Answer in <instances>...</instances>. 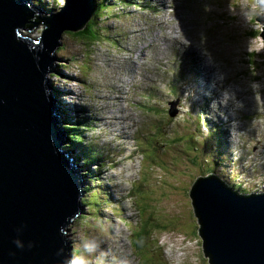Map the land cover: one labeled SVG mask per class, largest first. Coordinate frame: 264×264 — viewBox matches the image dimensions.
<instances>
[{
  "label": "rangeland",
  "instance_id": "374dc122",
  "mask_svg": "<svg viewBox=\"0 0 264 264\" xmlns=\"http://www.w3.org/2000/svg\"><path fill=\"white\" fill-rule=\"evenodd\" d=\"M31 1L57 13L67 0ZM96 1L109 7L99 19L100 42L63 33L48 74L59 90L60 126L75 118L89 142H65L85 190L66 231L71 251H81L72 260L211 264L190 196L194 182L216 168L232 187L264 192V47L253 46L264 39L251 36L264 6ZM45 29L21 31L35 40ZM89 150L101 161L83 164ZM148 228L136 250L133 240Z\"/></svg>",
  "mask_w": 264,
  "mask_h": 264
},
{
  "label": "water",
  "instance_id": "95a60500",
  "mask_svg": "<svg viewBox=\"0 0 264 264\" xmlns=\"http://www.w3.org/2000/svg\"><path fill=\"white\" fill-rule=\"evenodd\" d=\"M95 9L96 0H67L57 13L0 0V264H73L66 231L84 183L48 74L63 33L81 30ZM257 20L264 25V14ZM40 23L37 40L22 34ZM190 196L211 264H264V193H240L212 174Z\"/></svg>",
  "mask_w": 264,
  "mask_h": 264
},
{
  "label": "trees",
  "instance_id": "16d2710c",
  "mask_svg": "<svg viewBox=\"0 0 264 264\" xmlns=\"http://www.w3.org/2000/svg\"><path fill=\"white\" fill-rule=\"evenodd\" d=\"M129 1V0H128ZM131 1V0H130ZM123 2H126L127 3V0H124ZM109 7H107V5L105 4V2H97L96 1V11L94 12V16L89 20V22L84 26V28H82L81 30H78V31H69V30H66L64 32V34L66 35H73L75 37H78V38H81V40L83 41H93V42H96L99 43L100 41V37H101V32L104 31V29L102 28V25H101V22L99 21V19L101 18V12L102 11H107ZM35 17H37L35 15ZM261 32H262V27L261 29L259 30H254L251 32V36L253 37H257V36H260L261 35ZM104 37V36H103ZM105 38V37H104ZM252 58L254 59V56H255V53H252ZM52 76H55V77H58V75L55 73L53 74ZM83 121V120H82ZM81 121V122H82ZM69 122H75V123H69L68 125L65 126L66 130L68 131L69 133V137L71 139V141L75 144H87L88 145V140H86L84 138V134H83V130H87V127L86 125L82 126V127H79V122L75 119V118H71V121L69 120ZM76 125V126H74ZM74 126V127H73ZM86 140V141H85ZM221 154L222 156L224 155V152L223 150H221ZM87 155H90V158L89 157H85ZM94 155L90 150L89 152H87L86 154L85 153H81V161L83 162V164H85L86 166H90L88 164V161L89 160H96L95 162H99L101 161L100 159H102V157H98ZM210 161L213 162V164H216V162L218 161H215L214 159V156H217L216 155V151H214V153L210 154ZM213 156V157H212ZM224 162V161H223ZM212 170H210V175L214 174V170L213 169H216V168H211ZM226 182V181H225ZM229 187H231L233 190L235 191H238L240 192L239 189L235 188V187H232L228 182L226 183ZM241 193V192H240ZM151 228H148V231H145V233H140L139 235H141V238L138 239L137 242L134 241V243L136 244V246L133 244V247L136 248H139L143 242H142V239H143V236L145 235L146 239L148 240L150 235L148 232H150ZM134 232V235L133 237H136V232ZM199 234V232H198ZM134 239V238H133ZM144 245V244H143ZM137 250V249H136ZM81 251L79 249H74L73 250V255L74 256H77L78 253H80Z\"/></svg>",
  "mask_w": 264,
  "mask_h": 264
},
{
  "label": "clouds",
  "instance_id": "9594fccd",
  "mask_svg": "<svg viewBox=\"0 0 264 264\" xmlns=\"http://www.w3.org/2000/svg\"><path fill=\"white\" fill-rule=\"evenodd\" d=\"M260 2H261V4L260 5H262V6H264V0H260ZM263 13L262 14H264V7H263ZM258 13V12H257ZM257 14L255 15V18H256V20H257ZM258 21V20H257ZM259 22V21H258ZM260 23V22H259ZM261 24V23H260ZM262 25V24H261ZM262 30H263V28H262ZM261 36V35H260ZM262 37V36H261ZM260 48H256L255 50H259ZM241 193H245V192H242V191H240ZM252 193H259V192H252ZM252 193H245V194H252ZM260 193H264V192H260ZM85 248L87 249V245H85ZM73 264H85V261L83 260V259H80V260H76V261H74L73 262Z\"/></svg>",
  "mask_w": 264,
  "mask_h": 264
},
{
  "label": "bare ground",
  "instance_id": "6f19581e",
  "mask_svg": "<svg viewBox=\"0 0 264 264\" xmlns=\"http://www.w3.org/2000/svg\"><path fill=\"white\" fill-rule=\"evenodd\" d=\"M95 11H96V9H95ZM91 18H92V17H91ZM91 18H90V19H91ZM90 19H89V20H90ZM89 20H88V21H89ZM39 25H40V24H38L37 26L33 27V29H35V28L38 27ZM44 25H45V24H44ZM85 25H86V24H84V26H85ZM45 26H46V25H45ZM84 26H83V28H84ZM46 28H47V26H46ZM37 39H38V38H37ZM37 39H36V40H37ZM58 105H59V104H58ZM61 108H62V107L59 106V109H58V110H59V114H61V112H62ZM62 109H63V108H62ZM62 115H63V113H62ZM59 119H61V115H60V118H59ZM60 125H61V120H60ZM63 128L66 130L65 127H63ZM63 134H64L63 138H64L65 142H66L68 139H70V137H69V133H68L67 130H66L65 133H63ZM65 134H67L68 137H66ZM70 140H71V139H70ZM70 152H71V150H70ZM72 154H73V153H71V155H72ZM84 191H85V190H84V186H83V192H84ZM83 196H84V194L82 195V197H83ZM195 215H196V214H195Z\"/></svg>",
  "mask_w": 264,
  "mask_h": 264
},
{
  "label": "snow or ice",
  "instance_id": "6c2138e0",
  "mask_svg": "<svg viewBox=\"0 0 264 264\" xmlns=\"http://www.w3.org/2000/svg\"><path fill=\"white\" fill-rule=\"evenodd\" d=\"M253 46L255 48H261V47H264V41H260V42H254Z\"/></svg>",
  "mask_w": 264,
  "mask_h": 264
}]
</instances>
